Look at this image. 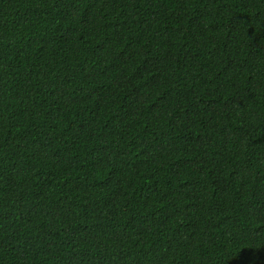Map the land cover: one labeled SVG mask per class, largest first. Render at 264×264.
<instances>
[{
	"label": "trees",
	"instance_id": "1",
	"mask_svg": "<svg viewBox=\"0 0 264 264\" xmlns=\"http://www.w3.org/2000/svg\"><path fill=\"white\" fill-rule=\"evenodd\" d=\"M0 264H264V0H0Z\"/></svg>",
	"mask_w": 264,
	"mask_h": 264
}]
</instances>
